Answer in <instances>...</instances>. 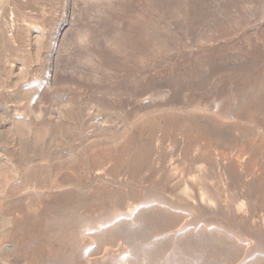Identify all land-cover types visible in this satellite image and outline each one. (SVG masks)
<instances>
[{
    "label": "rangeland",
    "instance_id": "1",
    "mask_svg": "<svg viewBox=\"0 0 264 264\" xmlns=\"http://www.w3.org/2000/svg\"><path fill=\"white\" fill-rule=\"evenodd\" d=\"M0 264H264V0H0Z\"/></svg>",
    "mask_w": 264,
    "mask_h": 264
},
{
    "label": "bare ground",
    "instance_id": "2",
    "mask_svg": "<svg viewBox=\"0 0 264 264\" xmlns=\"http://www.w3.org/2000/svg\"><path fill=\"white\" fill-rule=\"evenodd\" d=\"M208 167H209V166H208ZM69 199H70V198H69ZM113 199H114V198H113ZM113 199H112V200H113ZM117 199H118V198H117ZM114 200H115V199H114ZM122 202H123V201H122ZM24 230H25V229H24Z\"/></svg>",
    "mask_w": 264,
    "mask_h": 264
}]
</instances>
